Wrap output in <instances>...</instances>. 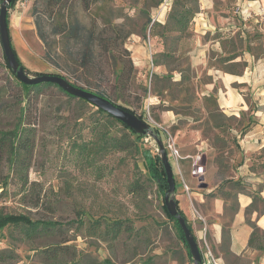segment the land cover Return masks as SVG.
I'll return each mask as SVG.
<instances>
[{
	"label": "rangeland",
	"instance_id": "1",
	"mask_svg": "<svg viewBox=\"0 0 264 264\" xmlns=\"http://www.w3.org/2000/svg\"><path fill=\"white\" fill-rule=\"evenodd\" d=\"M74 1V5L69 6L68 3L72 0L58 4L54 3V0H17L13 10L17 16H21V27L8 28V33L12 49L26 73L30 76L64 75L91 91L103 90L112 100L141 115L144 121L157 122L173 137L177 134V129L189 134L192 124L187 125L185 120H180L174 127L166 125L159 122L156 108H151L150 105L146 107V98L153 91L150 74L142 78L134 71L127 90H122L115 84L114 71L119 72L123 59L131 58L128 50L129 39L132 35L142 33L141 24L145 19L139 12L142 0H89L87 4L84 0ZM54 9H61L64 18L60 19L53 14L49 21L50 10ZM69 12L77 17L84 32L93 29L96 33L103 32L105 38H109L113 35L110 29L113 24L119 25L122 31V35L116 40L118 47L112 52H104L101 44L95 43L96 67L90 72L89 86L75 79V76L87 73L80 68L74 70L85 40L84 33L77 40L67 41L62 34L52 31L53 27L70 22ZM173 36L175 33H172ZM149 38L146 32L144 39L147 42V50L152 52V58L148 59L151 67V63L159 60L160 55L154 57L153 50L158 44L153 45ZM46 53L50 54L48 61L44 59ZM3 62L0 43V86L6 84L8 75ZM100 68L104 71L101 72ZM72 72H75V75ZM166 87L169 90L172 88L168 84ZM6 90L3 99L10 103L12 92L8 87ZM190 92L192 93L191 87ZM118 93L122 97L115 99L114 95ZM181 93V96L177 91L170 93L173 98L179 95L182 101L177 111L182 116L201 118L199 109H191L193 104L190 95L184 91ZM172 97L168 100L169 106H172ZM33 101L32 105L36 108L33 115L36 122L32 127L35 132V145L27 175L30 182L38 183L46 193L51 206L50 209L38 210L24 206L17 177L8 164L3 163L0 167V182L7 176V185L0 193V208L5 212L25 213L32 218L61 222L62 229L59 234L52 238L42 237L36 240L35 246L68 236L73 238L72 243L83 254H88L96 260L110 257L116 264H193L185 244L179 238L175 222L163 211V195L156 183L149 179L141 153L109 149L98 152L90 149L93 156L90 158L78 152L81 143L87 142L92 146L95 142L92 130L94 126H98L96 122L100 123L99 126L104 124L109 133L115 136L124 133L125 128L77 99L68 98L53 86L43 88L41 93L33 97ZM14 117L15 107L9 113H0V127L12 126ZM198 126L202 132L210 134L207 126ZM152 129L156 131L154 127ZM156 133L165 147L166 135L158 131ZM178 135L174 140L180 153L192 154L193 144L188 143L186 136L180 133ZM140 147L158 154V146L152 137L143 136ZM115 220L128 223L132 233L123 231L114 241L97 233V228L103 230ZM21 237L19 229L10 225L0 230L3 246L8 248L12 245L18 253L20 260L16 264H42L38 256H34L29 250L30 243L21 240Z\"/></svg>",
	"mask_w": 264,
	"mask_h": 264
},
{
	"label": "crops",
	"instance_id": "2",
	"mask_svg": "<svg viewBox=\"0 0 264 264\" xmlns=\"http://www.w3.org/2000/svg\"><path fill=\"white\" fill-rule=\"evenodd\" d=\"M172 2L169 8H154L152 20L165 23ZM16 3L7 11L8 28L21 27V16L13 10ZM197 4L189 35L170 55L164 54L168 50L157 36L149 38L158 44L154 57L160 55L151 67L147 42L140 35H132L128 50L138 75L151 73L153 91L146 102L151 100L159 122L172 127L180 120L192 124L189 134L177 129L174 138L178 133L186 136L194 152L180 153L172 172L177 207L195 240L205 226L208 243L222 264H264V240L248 243L253 224L264 232V18L254 11L255 0ZM184 86L192 88L191 109H199L201 118L177 111ZM212 100L213 109L207 105ZM213 112L220 118L212 117ZM198 125L207 126L210 134ZM197 151L203 155L204 187L191 174L190 156Z\"/></svg>",
	"mask_w": 264,
	"mask_h": 264
},
{
	"label": "trees",
	"instance_id": "3",
	"mask_svg": "<svg viewBox=\"0 0 264 264\" xmlns=\"http://www.w3.org/2000/svg\"><path fill=\"white\" fill-rule=\"evenodd\" d=\"M14 1L15 0H11L9 6H11ZM61 1L63 2L65 0H54V3L58 4ZM84 1L87 4L89 0ZM137 1L138 0H136V2ZM197 1L198 0H173L168 11L167 20L162 24L156 20H152L151 10L158 7L163 2V0H142V6L139 9V12L145 16V19L141 24L142 33L140 36L144 39L146 32L150 37L157 36L160 40H162V43H164L168 50V52L164 54L170 55V53L176 48L178 41L189 35L188 29L190 21L198 9ZM74 3L75 1L72 0V2L68 4L69 6H73ZM55 10L56 9L50 10L48 20L52 18L53 14H56L58 17H60V19L64 18V12L62 13L61 9L58 11ZM69 13L70 22H65V24H62V26H55L52 28V31H54L55 34H62L67 39V41L77 40L78 38L82 37V33H84L83 35L85 40L82 44V50L80 52L79 61L77 62V67L74 70L76 71L80 68L82 71H84V73H87L86 75H77L75 76V79L82 81V83L89 86L91 85V81L89 79L90 72H92V70L96 67L94 55L95 43L97 42L98 44H101L104 52H112L114 48L118 47L116 40L122 35V31L119 28V25L113 24L110 28L113 35L109 36V38H105L103 32L96 33V31L93 29L84 32L83 27L81 26L77 17L72 15V12ZM37 19H35V22L37 25H39ZM172 33H175V36L172 37ZM124 36L125 35H123L122 38H124ZM40 38H42V36H40ZM124 52L128 54L127 50ZM14 55L19 62V66H21L26 71L15 52ZM49 56L50 54L46 53L44 59L48 61ZM3 60V67L8 71V75L6 84L0 86V113H9L12 111L13 107H15V117L12 126L0 127V167L3 163H6L13 170V173L17 177V181L20 186L19 192L21 194V201L24 206H29L35 208L36 210L43 208L50 209L51 206L50 199L47 197L46 193L39 187L38 183L30 182L27 175L35 145V132L33 131L32 127L36 122L35 116H33L36 113L34 112L36 108L32 105V103H34L33 97L41 93L43 88H48L50 86L57 88L68 98L77 99L78 102L94 108L95 111L106 115L108 118L118 122L125 128L124 133L119 136H115L109 133L104 124L103 126H99L100 123L96 122L98 126H94L92 130V133L95 137V142L91 146L89 143L83 141L84 143H81L78 148V152L80 154L92 158V151L90 149H94L98 152L109 149L141 153L146 164L149 179L156 183L158 190L162 195H164L167 189V182L163 165L156 152H151L149 149H141L140 142H142L143 139L142 135L135 133L124 123L97 108L96 106L90 104L86 100L64 92L62 88L53 82H41L38 84H24L20 82L7 65L4 54ZM100 71L103 72L104 70L100 68ZM134 71H136V69L131 58L127 57L123 59L119 72L117 73L114 71V81L115 84H118L117 87L121 88L122 90H127L132 81ZM72 74L75 75V72H72ZM58 75L64 77L73 85L86 89V87L78 85L75 83V81H71L66 76L61 74ZM7 87L12 92V102L10 103L4 101L3 99L5 91H7ZM86 90L91 91L88 88ZM182 91H184L188 96L190 95L192 98L189 86H184ZM92 92H95L96 94L111 100L118 106L135 113L133 109L112 100L109 95H106L105 92H103V90L96 89ZM114 97L115 99H119L122 96L118 93L115 94ZM208 105H210V108L213 109L215 103L212 100L209 101ZM32 110L33 112H31ZM136 115L142 118L141 115ZM211 116L220 118V115L217 114V112L211 113ZM2 179L3 181L0 182V193L4 191L5 186L7 185V176L3 177ZM162 208L165 212V215L175 222L178 228L179 238L185 244L187 253L189 257H191V254L188 250V245L184 239L183 231L179 226L177 219L167 213L164 201L162 202ZM177 209L178 213L183 216L180 209L178 207ZM7 225L19 229V231L22 233V237L20 239L26 240L30 243L29 250L33 252L34 256H38L40 263L42 264H116V262L112 261L110 257L103 258L102 260H96L90 257L88 254H83V252L72 243L73 238H69L68 236H64L55 242H49L48 244L35 246L36 240L42 237L52 238V236H55L61 232L62 224L57 220L32 218L25 213L5 212L0 208V230H2ZM123 231H126L128 234H130L132 233V228L128 223L122 222L121 220H115L107 224L103 230L97 228V233L99 235L102 237L107 236L111 241L117 240ZM262 240H264V232L253 224L252 232L248 241L249 245L254 246L257 242ZM17 254L18 253L16 252L14 246L9 245L8 248H5V246H3V240L0 239V264H16L20 260Z\"/></svg>",
	"mask_w": 264,
	"mask_h": 264
},
{
	"label": "water",
	"instance_id": "4",
	"mask_svg": "<svg viewBox=\"0 0 264 264\" xmlns=\"http://www.w3.org/2000/svg\"><path fill=\"white\" fill-rule=\"evenodd\" d=\"M10 2L11 0H1L0 2V43L6 63L11 69L12 73L20 82L24 84L53 82L60 88H62L64 92L75 97L82 98L90 104L106 112L107 114H110L112 117L118 119L130 129H132L135 133L146 137H152L156 141V144L158 146V156L163 165L167 182V189L163 195L164 205L166 207L167 213L177 219L179 226L183 231L184 239L188 245L191 258L193 259V264H200V253L197 242L193 234L191 233L185 218L178 213L177 204L174 198L175 179L172 172V166L169 161L164 144L158 137L156 131L151 128L147 121H144L135 113H132L124 109L123 107L118 106L111 100L102 97L95 92L73 85L64 77L58 74H40L30 76L28 73H26V71L21 66H19V62L14 55L9 38L6 19ZM200 186L204 187L206 186V184L201 183Z\"/></svg>",
	"mask_w": 264,
	"mask_h": 264
},
{
	"label": "built area",
	"instance_id": "5",
	"mask_svg": "<svg viewBox=\"0 0 264 264\" xmlns=\"http://www.w3.org/2000/svg\"><path fill=\"white\" fill-rule=\"evenodd\" d=\"M169 3L170 0H163L161 5L166 6L169 8ZM255 8L254 11L256 12L257 15H260L264 18V0H255ZM149 58H152V52L149 50ZM152 65V63H151ZM151 76V73H150ZM151 104V100L148 99L146 103V107H148ZM148 124L156 129V131L161 132L162 134H165L167 139H166V144L165 148L167 151V155L169 158V161L172 164H174L176 167L179 166V160L182 158V155L179 152L178 147L175 144L174 137L171 136L167 130H165L164 127L160 126L157 122H152L151 120H148ZM149 138V137H148ZM191 159V174L197 178V181L199 184L203 182L202 176L205 172V166L203 163V155L201 151H197L195 154L190 156ZM184 189L187 192L188 191V186L184 184ZM202 234L198 237V240H196L199 253H200V264H222L220 258L216 256L210 247L208 240L206 238V227L203 226L202 229Z\"/></svg>",
	"mask_w": 264,
	"mask_h": 264
}]
</instances>
